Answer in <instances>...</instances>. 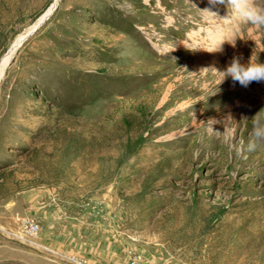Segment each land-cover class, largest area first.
<instances>
[{"label":"rangeland","instance_id":"obj_1","mask_svg":"<svg viewBox=\"0 0 264 264\" xmlns=\"http://www.w3.org/2000/svg\"><path fill=\"white\" fill-rule=\"evenodd\" d=\"M54 2L0 0V62ZM229 14L58 0L0 77V264L51 262L39 210L148 264H264V82L218 85L233 57L264 62V28Z\"/></svg>","mask_w":264,"mask_h":264},{"label":"crops","instance_id":"obj_2","mask_svg":"<svg viewBox=\"0 0 264 264\" xmlns=\"http://www.w3.org/2000/svg\"><path fill=\"white\" fill-rule=\"evenodd\" d=\"M34 214L43 222L38 240L41 247L47 246L53 253V258L49 259L52 264H64L63 258L67 256L68 252L80 257H87L90 264H111L115 261H125L127 258V243L125 240H96L94 235H84L80 226L61 224L55 212L39 210ZM28 255H30V252ZM34 260L40 262V258L38 259L35 256L29 258L28 256V261L24 263L36 264L32 263ZM41 264L48 263L42 262Z\"/></svg>","mask_w":264,"mask_h":264},{"label":"clouds","instance_id":"obj_3","mask_svg":"<svg viewBox=\"0 0 264 264\" xmlns=\"http://www.w3.org/2000/svg\"><path fill=\"white\" fill-rule=\"evenodd\" d=\"M210 2L212 4L227 2L230 10L229 17L235 15L250 26L264 28V4L257 3V0H210ZM217 50H220V46L210 51ZM219 72L223 78L219 80L218 85L228 77H231L234 86L238 83L244 88H247L253 82H264V62L253 59V55L247 63H242L241 58L238 56L233 57L226 69ZM262 143H264V119L255 118L247 144V151H255ZM238 154L240 153L238 152Z\"/></svg>","mask_w":264,"mask_h":264},{"label":"built area","instance_id":"obj_4","mask_svg":"<svg viewBox=\"0 0 264 264\" xmlns=\"http://www.w3.org/2000/svg\"><path fill=\"white\" fill-rule=\"evenodd\" d=\"M39 230V225L34 220L31 219H23L21 222V231L25 232L29 235H36ZM68 262L71 264H87L85 258L77 256V255H69L65 257ZM127 261L125 262H115L113 264H148L147 261L143 258L140 253L137 252H128Z\"/></svg>","mask_w":264,"mask_h":264},{"label":"bare ground","instance_id":"obj_5","mask_svg":"<svg viewBox=\"0 0 264 264\" xmlns=\"http://www.w3.org/2000/svg\"><path fill=\"white\" fill-rule=\"evenodd\" d=\"M57 3H58V0H55L54 4H52L51 7L49 8L50 10L46 12L45 14H49L53 10V8L57 5ZM45 14L43 15V17L45 16ZM38 22L35 23L32 27H30L25 33L20 35L15 41V43L12 45L10 50L7 52V54L4 56V58L0 62V77L2 76L4 70L6 69L11 57L13 56V54L16 52L17 48L19 47L18 45L24 40L25 36L36 26V24H38Z\"/></svg>","mask_w":264,"mask_h":264},{"label":"water","instance_id":"obj_6","mask_svg":"<svg viewBox=\"0 0 264 264\" xmlns=\"http://www.w3.org/2000/svg\"><path fill=\"white\" fill-rule=\"evenodd\" d=\"M55 7L53 8V10L49 14H45V16L41 18V20L38 22V24H36V26L25 36L24 40L26 38H28L33 32H35L50 17V15L54 11ZM23 41L18 46H20L23 43Z\"/></svg>","mask_w":264,"mask_h":264}]
</instances>
